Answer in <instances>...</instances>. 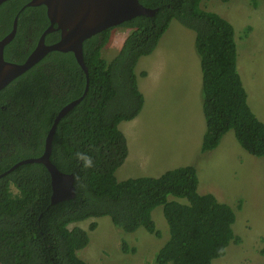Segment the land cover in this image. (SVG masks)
Here are the masks:
<instances>
[{"label":"trees","instance_id":"obj_1","mask_svg":"<svg viewBox=\"0 0 264 264\" xmlns=\"http://www.w3.org/2000/svg\"><path fill=\"white\" fill-rule=\"evenodd\" d=\"M30 1L10 0L0 6V39L13 29L19 15V24L26 22V31L20 33L37 44L50 20L45 6L22 10ZM139 1L157 13L120 26L131 29V34L112 61L104 59L103 50L113 29L84 42L89 77L72 52L53 51L0 91V176L4 175L0 178V264H87L78 252L89 245V234L72 225L109 217L126 233L144 228L160 236L152 217L160 206L170 239L157 254L156 264H213L225 255L218 254L219 248L241 242L233 230L235 211L212 194L198 193L195 166L169 170L160 177L121 182L116 178L129 153L120 125L135 119L145 104L136 68L142 58L154 53L174 20L196 33L207 129L201 151L214 150L226 133L234 131L243 149L264 157V123L248 104L232 24L204 10L203 0ZM60 33L47 35V43L58 42ZM5 59L12 61L13 53L6 50ZM72 103L77 104L58 124L51 160L61 172L75 176L76 196L53 204L52 177L43 164L10 170L43 154L55 119ZM77 152L91 156L95 166L83 170L75 160ZM170 196L188 203L169 201ZM96 227L91 224L92 230Z\"/></svg>","mask_w":264,"mask_h":264},{"label":"rangeland","instance_id":"obj_2","mask_svg":"<svg viewBox=\"0 0 264 264\" xmlns=\"http://www.w3.org/2000/svg\"><path fill=\"white\" fill-rule=\"evenodd\" d=\"M201 6L234 26L238 72L252 112L264 123V113L256 110L264 111V56L261 55L264 53V0H203ZM130 33L131 30L121 27L113 31L112 42L103 50L107 61L118 54L120 44L123 45ZM195 44L196 33L174 20L155 52L138 63L136 71L139 77L140 71L151 74L143 82L148 101L137 122H123L120 126L126 136L129 153L125 163L116 171V178L121 182L132 178L159 177L167 170L195 166L198 193L213 194L219 202L234 209L236 221L233 230L241 239L238 244L231 242L225 255L213 264H264V157L252 156L243 149L234 131L226 133L218 147L210 152L201 151V136L197 143L194 140L185 142L183 154L177 155L175 145L178 139L183 134H190L185 131L187 126L191 127L190 123L198 128L203 125L196 109L202 105V92L200 96L197 91L190 101L176 98L161 103L165 121L163 129L152 113L150 94L154 98L155 93L167 87L176 92V84H182V78L189 77L188 71L194 89L202 84ZM185 95L190 96L189 91ZM178 111L183 117H173ZM168 200L188 203L187 199L173 196ZM152 215L160 236L144 228L126 233L115 227L109 217L72 225V228L86 230L90 238L89 245L78 252V257L87 264H156L157 254L169 242L170 231L162 206L156 208ZM92 223L97 224L94 230L91 229Z\"/></svg>","mask_w":264,"mask_h":264},{"label":"water","instance_id":"obj_3","mask_svg":"<svg viewBox=\"0 0 264 264\" xmlns=\"http://www.w3.org/2000/svg\"><path fill=\"white\" fill-rule=\"evenodd\" d=\"M7 1L10 0H0V6ZM27 6H45L47 16L51 22L50 27L42 34L37 48L31 53L26 62L24 64H15L5 59L4 50L15 37L19 19L16 17L13 31L0 40V91L53 51L72 52L78 64L89 77V71L84 59V42L87 39L108 29L121 26L137 17H150L157 13L156 9L145 7L139 0H31ZM56 30L61 31L60 40L55 44L47 45V35ZM77 103L66 106L58 114L46 138L43 155L39 158L21 161L10 170L13 171L24 164H43L52 177L53 204L71 200L76 196L75 176L61 172L52 163L51 155L58 124ZM3 177L4 175L0 176V178Z\"/></svg>","mask_w":264,"mask_h":264},{"label":"crops","instance_id":"obj_4","mask_svg":"<svg viewBox=\"0 0 264 264\" xmlns=\"http://www.w3.org/2000/svg\"><path fill=\"white\" fill-rule=\"evenodd\" d=\"M231 24V23H230ZM233 26V25H232ZM234 27V26H233ZM235 30V29H234ZM262 56H264V53L261 54ZM199 70L200 72L201 71V66H199ZM147 72V71H146ZM199 72V73H200ZM148 73V72H147ZM188 74H189V77H187L186 79H183L182 78V84H179L175 82L176 84V92L174 91L173 88L171 87H167L166 89H163L159 92H157V94L155 93V97L153 98V95L150 91V88H149V92L151 93L150 94V97L152 99V108L154 111H152L153 115H154V119L155 121L160 125V128L163 129V124L165 123L164 121V117L161 113V109H160V104L161 103H164V102H170V101H174L176 98L181 100L182 101H190L191 97L198 91L199 95L201 96V92H202V84L201 85H198V88L195 89L193 88V82L190 78V72L188 71ZM151 77V74H147V76L145 77H139L138 76V83H139V88L141 90V92L144 94L145 96V101H146V106H147V101H148V96H147V92L144 90V87L145 85L143 84V82L145 80H148L149 78ZM191 82H192V85H191ZM187 91H189L190 93V96H186L185 94L187 93ZM202 97V96H201ZM192 106L194 108H196L194 106L193 103H191ZM146 106L144 107L143 111L141 114H143V112L145 111L146 109ZM197 111L199 113V117L200 119L202 120V127L198 128L197 126H195L194 123H190L192 126L190 127L189 125L187 126L186 130L188 133H190L189 135H182L179 139H178V142H177V145H175V148H178L177 150V155H182L183 152H184V149L183 147H186V143L185 142H192L193 140L197 143L198 139L203 136V139H204V135L206 133V120H205V117H204V112H203V105H199L197 108ZM256 110L260 113H264V111H260L259 109L256 108ZM141 114L134 120L130 121V122H137V120L139 119V117L141 116ZM174 116H180V117H183L182 115V112L181 111H178L176 113H174L173 117ZM173 119V118H172ZM262 122V121H261ZM196 123V121H195ZM122 125V124H121ZM184 131V132H185ZM231 133V132H230ZM171 139V138H170ZM203 144V142H202ZM179 168V167H178ZM168 171V170H167ZM166 172V171H165ZM206 195V194H205ZM213 195V194H212ZM215 196V195H214ZM216 197V196H215ZM238 207V206H237ZM234 208V207H233ZM264 239V237L262 238ZM220 260V259H219ZM215 261V260H214ZM216 261H218L216 259ZM215 261V262H216Z\"/></svg>","mask_w":264,"mask_h":264},{"label":"flooded vegetation","instance_id":"obj_5","mask_svg":"<svg viewBox=\"0 0 264 264\" xmlns=\"http://www.w3.org/2000/svg\"><path fill=\"white\" fill-rule=\"evenodd\" d=\"M27 7V5L25 4L23 7H22V10H25ZM28 22H30L28 20ZM13 31V29H11V31L9 33H7L5 35L8 36L11 32ZM21 31H26V22H22V24L20 25L19 24V27L17 28L16 30V34H15V37L13 38V40L5 47V52L6 50L7 51H10L13 53V60L11 61L12 63H15V64H24L26 62V55L29 53V52H33L35 50V48H37L38 46V43L39 41H37V44L34 45V42L28 38H26V35H22L20 32ZM61 35V33H60ZM4 37V38H5ZM3 38V39H4ZM26 39H27V43H26ZM46 44L47 45H50L52 44L51 42L50 43H47L46 41ZM54 44V43H53ZM33 47L32 51H31V48ZM10 61V60H9Z\"/></svg>","mask_w":264,"mask_h":264},{"label":"clouds","instance_id":"obj_6","mask_svg":"<svg viewBox=\"0 0 264 264\" xmlns=\"http://www.w3.org/2000/svg\"><path fill=\"white\" fill-rule=\"evenodd\" d=\"M29 3V2H28ZM27 3V4H28ZM28 7V6H27ZM46 12H47V10H46ZM217 14V13H216ZM219 15V14H218ZM18 18H19V15L17 16ZM223 18V17H222ZM16 19V18H15ZM226 20V19H225ZM177 21V20H176ZM227 21V20H226ZM51 23V22H50ZM180 23V22H179ZM230 23V22H229ZM122 26V25H121ZM13 27H14V25H13ZM19 27V19H18V25H17V28ZM49 27H50V25H49ZM48 27V28H49ZM56 27V26H55ZM117 28H120V26H118V27H115V28H112L113 29V31L115 30V29H117ZM121 28H125V27H121ZM170 28V27H169ZM126 29H129V28H126ZM188 29V28H187ZM47 30V29H46ZM45 30V31H46ZM109 30V29H108ZM131 29H129V31H130ZM169 30V29H168ZM190 30V29H189ZM44 31V32H45ZM57 31V30H56ZM43 32V33H44ZM55 32V31H54ZM61 32V31H60ZM104 32V31H103ZM51 34V33H50ZM131 34V33H130ZM166 34V33H165ZM49 35V34H48ZM42 36V35H41ZM5 37V36H4ZM3 37V38H4ZM3 38H1L0 40H2ZM61 38V37H60ZM127 39V38H126ZM125 39V40H126ZM40 40V39H39ZM112 41H110V43H111ZM125 42V41H124ZM57 43V42H56ZM55 44V43H54ZM50 45H52V44H50ZM123 45H124V43H123ZM123 45L122 44H120V47H119V49L121 50L122 49V47H123ZM107 47V46H106ZM36 49V48H35ZM120 50H119V52H120ZM119 52H118V54H119ZM155 52V51H154ZM117 54V55H118ZM31 55V54H30ZM29 55V56H30ZM104 55V54H103ZM116 55V56H117ZM4 56H5V50H4ZM115 56V57H116ZM151 56V55H150ZM115 57H113V59L115 58ZM148 57V56H147ZM105 59V58H104ZM112 59V60H113ZM200 59V58H199ZM111 60V61H112ZM9 61V60H8ZM11 62V61H10ZM108 62H110V61H108ZM137 69V68H136ZM136 73H137V71H136ZM147 72L146 71H140V76L141 77H145V76H147ZM241 76V75H240ZM137 77H138V74H137ZM242 78V77H241ZM242 82H243V80H242ZM244 84V83H243ZM245 87V86H244ZM145 104H146V101H145ZM145 104H144V107H145ZM144 107H143V109H144ZM143 109H142V111H143ZM142 111L140 112V114L142 113ZM139 114V115H140ZM138 115V116H139ZM137 116V117H138ZM136 117V118H137ZM135 118V119H136ZM134 120V119H133ZM132 121V120H131ZM127 122H130V121H127ZM121 126V125H120ZM207 130V129H206ZM122 131V130H121ZM124 134V133H123ZM205 136V135H204ZM126 137V136H125ZM127 140V139H126ZM204 140V139H203ZM127 144H128V142H127ZM202 148V147H201ZM44 151H45V149H44ZM44 153V152H43ZM43 155V154H42ZM41 155V156H42ZM40 156V157H41ZM39 158V157H38ZM30 159H34V158H30ZM25 160H27V159H25ZM75 160L80 164V166H81V168L83 169V170H85V171H87L88 169H91V168H93L94 166H95V162H94V160H93V158L91 157V156H89L88 154H86V153H84V152H77L76 154H75ZM24 161V160H23ZM52 161V160H51ZM20 163V162H19ZM34 164H38V163H34ZM17 165V164H16ZM25 165V164H24ZM22 166V165H21ZM12 169V168H11ZM163 175V174H162ZM160 177V176H159ZM13 189H15V191H13ZM12 191L14 192V193H18V190L15 188V187H12ZM218 200V199H217ZM219 201V200H218ZM234 210V209H233ZM238 237V236H237ZM227 251V249L226 248H224V247H221V248H219L218 249V254H220V255H223L225 252Z\"/></svg>","mask_w":264,"mask_h":264}]
</instances>
